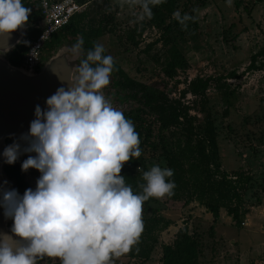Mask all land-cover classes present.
<instances>
[{"label":"clouds","instance_id":"clouds-1","mask_svg":"<svg viewBox=\"0 0 264 264\" xmlns=\"http://www.w3.org/2000/svg\"><path fill=\"white\" fill-rule=\"evenodd\" d=\"M162 2L133 0L141 5L140 20L152 18L149 3ZM31 11L22 0H0V38L7 41L0 50L12 47L11 34L25 28ZM174 17L182 25L196 19L179 12ZM83 43L81 37L73 46L76 54ZM104 52L94 44L80 62L77 80L49 96L46 110L36 106L24 151L37 155L24 160L21 170L34 168L42 175L35 190L27 188L22 196L0 185V204L13 222L10 233L0 232V264H38L45 257L60 258L61 264H115L113 257L139 243L144 202L174 195L175 182L166 180L172 169L155 165L143 172L141 192L121 175L124 164L141 155L140 135L103 93L116 70L114 58ZM19 148H5L6 163L16 162Z\"/></svg>","mask_w":264,"mask_h":264},{"label":"rangeland","instance_id":"rangeland-1","mask_svg":"<svg viewBox=\"0 0 264 264\" xmlns=\"http://www.w3.org/2000/svg\"><path fill=\"white\" fill-rule=\"evenodd\" d=\"M182 2L179 0V5ZM84 11L87 26L100 24L103 28V34L96 41L104 46L115 63L133 79L164 90L171 97H178L186 82L195 76L215 77L235 71L238 77L226 80L234 91L227 115H223L225 102L213 85L207 91L206 108L216 127L222 169L249 170L252 174L251 186L244 196L251 224L246 218L242 227L235 226L225 209H220L219 218L214 222L212 214L195 201L167 206L166 196L149 198L143 204L142 218L150 216L151 210L156 208L170 224L157 233V243L147 261H139L127 253L113 257L115 264H162V246L172 243L182 226L198 238L201 254L197 264H264V69L245 70L250 56L264 47V0H231L230 4L229 0H208L205 7L188 11V15L196 19L185 20L183 25L180 23L173 28L172 41L166 44L159 39L161 30L156 26L147 25L139 35L142 8L133 0H86ZM179 11L180 8L176 12ZM103 15L111 16L112 21L101 23ZM134 30L136 43L128 37ZM27 41L28 44L30 39ZM63 43L71 44L69 39ZM148 44L152 47L147 50ZM171 45L182 53L186 64L169 78L163 73V61ZM55 50H44V62ZM110 80L103 89L105 97L120 110L130 109L132 105L124 103L123 92H118L111 84L112 77ZM186 99L191 102L192 96L187 95ZM190 113L196 116V129L202 132V111L194 109ZM142 117L151 121L149 116ZM151 125L156 150L146 148L144 162L149 170L155 165L163 169L166 165L158 140L160 135L169 143L171 139H167L168 133L161 131L156 122ZM28 157L23 151L24 160ZM41 175L38 170L29 168L24 176L25 189L35 190ZM13 189L21 196L25 191L15 186ZM258 222L260 225L256 224ZM12 223L11 220L9 224L12 226ZM38 264H61V260L45 257Z\"/></svg>","mask_w":264,"mask_h":264},{"label":"trees","instance_id":"trees-1","mask_svg":"<svg viewBox=\"0 0 264 264\" xmlns=\"http://www.w3.org/2000/svg\"><path fill=\"white\" fill-rule=\"evenodd\" d=\"M40 0H22V3L32 9L27 23V37L17 45L10 53L8 60L12 65L21 66L26 52L27 40H32L41 30ZM80 3L86 0H78ZM208 0H163L158 5L149 3L153 16L151 19L142 20L140 32L147 25H153L161 30L160 38L165 44L172 41L170 32L180 22L174 17L177 9L182 18L189 10L203 8ZM237 7L238 2L235 1ZM87 12L74 14L69 23L60 31L55 33L46 43L44 49L55 50L67 39L71 44H77L79 38H83V50L81 51L80 62L86 59L87 52L93 50L96 39L103 34L100 26H87L84 21ZM147 18V17H145ZM112 21L111 16H104L101 23ZM135 30L128 36L136 43L134 38ZM99 44V43H98ZM152 44L147 45V50ZM104 55H108L106 50ZM158 62V58L155 59ZM91 63V62H90ZM186 61L182 53L174 46L168 49V55L163 61V73L172 78L178 68L184 67ZM95 66V65H93ZM116 70L111 74L118 92H123L124 103L131 106L122 108L126 118L133 121L136 131L140 135L141 155L139 159H131L124 164L121 175L125 176L126 184L130 185L134 192H141L138 185L146 183L143 180V172L149 171L144 162V150H156L152 140V122L158 124L161 131L168 133L167 139L160 135V155L165 160L166 168L173 170L172 177L166 180L175 182L174 195L166 196L167 206H174L175 203L186 205L191 201L204 206L213 216L216 222L219 218L220 209H225L226 214L231 217L235 226L242 227L248 209L244 207V196L251 186L252 174L249 170L236 169L226 171L222 169L220 149L216 138V127L207 104V91L213 85L225 102L223 115H227L230 107V100L234 91L227 84L228 78H237L235 71L219 76H195L186 82V86L180 90L178 97L169 96L164 90L154 88L145 83L130 77L122 67L115 63ZM264 69V47L253 53L245 70L249 72L262 71ZM187 95L192 96L191 102L186 99ZM124 105V104H122ZM133 106H135L133 108ZM199 109L203 113L204 126L202 132L195 126L196 116L190 113L191 110ZM151 117V121L142 116ZM8 146L19 144V155L14 164H4V173L14 181V186L21 190L27 187L24 179L27 171L21 170L23 151L26 141L22 138H7ZM144 230L139 243L132 247L129 256L139 261H147L157 243V233L165 229L170 220L159 214L154 208L148 217H143ZM137 248L139 249L137 251ZM201 254L198 238L191 234L186 226H182L176 233L174 241L162 246V264H197Z\"/></svg>","mask_w":264,"mask_h":264},{"label":"water","instance_id":"water-1","mask_svg":"<svg viewBox=\"0 0 264 264\" xmlns=\"http://www.w3.org/2000/svg\"><path fill=\"white\" fill-rule=\"evenodd\" d=\"M27 29L26 25L13 32L8 40L12 47L7 51L0 50V185L7 190L13 189L14 183L3 171L6 160L3 152L8 147L6 139L22 138L27 141L25 148L29 147V140L25 137L29 136L31 122L36 119V106L46 110V99L59 87L67 88V82L75 81L79 76L81 52L76 54L73 50L75 44H61L37 72H27L21 66L12 65L7 55L25 39ZM6 43V38H0V47ZM26 153L28 156L37 155L35 152ZM10 220L5 217L4 207L0 204V232H11Z\"/></svg>","mask_w":264,"mask_h":264},{"label":"built area","instance_id":"built-area-1","mask_svg":"<svg viewBox=\"0 0 264 264\" xmlns=\"http://www.w3.org/2000/svg\"><path fill=\"white\" fill-rule=\"evenodd\" d=\"M78 0H40V32L27 44L21 67L27 72H37L42 66L46 43L67 25L74 14L85 9Z\"/></svg>","mask_w":264,"mask_h":264},{"label":"crops","instance_id":"crops-1","mask_svg":"<svg viewBox=\"0 0 264 264\" xmlns=\"http://www.w3.org/2000/svg\"><path fill=\"white\" fill-rule=\"evenodd\" d=\"M263 203H264V200H262V204H263ZM261 206H262V205H259L258 208L261 209V208H262ZM246 218H248V220H249V224H251V220H250V218H249V211H248V213H247L246 216H245V220H246ZM256 224L260 225L259 222L256 223ZM261 224H262V223H261ZM251 264H254V263H251Z\"/></svg>","mask_w":264,"mask_h":264},{"label":"flooded vegetation","instance_id":"flooded-vegetation-1","mask_svg":"<svg viewBox=\"0 0 264 264\" xmlns=\"http://www.w3.org/2000/svg\"><path fill=\"white\" fill-rule=\"evenodd\" d=\"M26 145H27V141H26ZM10 179H11V178H10ZM11 180L13 181V179H11ZM13 183H14V181H13ZM26 184H27V183H26ZM11 220H12V219H11ZM11 220H10V221H11Z\"/></svg>","mask_w":264,"mask_h":264}]
</instances>
